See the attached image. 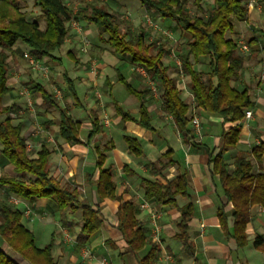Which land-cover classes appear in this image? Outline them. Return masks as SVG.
<instances>
[{
    "label": "trees",
    "instance_id": "1",
    "mask_svg": "<svg viewBox=\"0 0 264 264\" xmlns=\"http://www.w3.org/2000/svg\"><path fill=\"white\" fill-rule=\"evenodd\" d=\"M20 0H0V143L1 154L14 165V169L22 176L0 175V187L15 193L27 200L47 198L56 203L60 211L69 208L71 213L82 212L83 225L79 235L83 245L104 224L100 206L87 199H80L76 187L63 184L50 173L49 156L51 149L43 144L37 156L28 150L27 137L23 132V121L14 123L13 114L18 115L15 105H2V98L12 88L7 84L10 77L11 64L9 57L15 51L18 42L29 47V51L42 61L43 58L55 59L69 34L67 23L75 17L96 26L100 39L108 43L113 54L127 57L132 66L142 68L148 80L159 81L162 87L163 102L161 109L173 119L178 131L182 133L192 146H197L193 117L189 115L190 105L183 99L181 89L175 77L170 75V67L164 63L168 49L163 43L148 41L145 29L132 38L129 31L122 28V23L105 3H91L88 8L75 13L66 6L63 0H35L40 8L45 27L28 19V14L19 6ZM250 0H213L211 5L204 6L202 0H194L195 11L190 10L189 0H140L142 6L158 14L162 18L174 21L187 32L190 38L185 42L186 52L180 54L182 72L190 77L189 87L196 107L221 118L223 126L222 142L209 152L212 174L218 175L223 188L224 199L217 211L220 226L232 237L237 248L248 244V225L253 220L254 206L264 208V140L255 144L250 155L238 153L233 161L234 169L229 171V163L225 153L237 145L242 135L241 121L245 110L257 108L252 99L251 87L245 85L239 89L234 81L246 65V57L239 53V44L227 36L234 28V21L249 22ZM263 10H264V0ZM106 35V37H105ZM252 57H260L264 63V31L253 33L246 43ZM75 64L79 59L68 51ZM204 57L209 58L207 78L195 67ZM60 62V58H57ZM119 81L127 91L140 102L139 116L125 110L117 100L112 101L115 112L125 121L133 120L142 126L154 130L152 114L148 107V96L151 89L147 86L136 88L118 72ZM65 80L74 98L75 104L82 107L74 82L67 73ZM31 90L43 99L45 107L41 114L47 115L50 108L59 111V134L71 144L81 143L80 130L82 122L74 119L68 110L60 104L55 93L41 83L30 79ZM6 116L2 118V115ZM54 120L46 121L49 128ZM92 129L87 137L92 140L102 131L99 119L95 117ZM128 148L136 156L144 154L139 139L124 135ZM114 147L112 140L102 146H95L96 168L98 177L94 182L99 199L116 198V183L110 169H105L106 152ZM172 151L164 153L157 160L150 162V171L154 175H163L164 171L179 163L172 157ZM124 170L134 171L125 166ZM25 174H30L29 179ZM91 176V175H89ZM190 174L186 169L179 170L173 179L162 181L159 178L142 177L145 197L157 204L177 207L181 219L177 223V237L193 254V243L187 233L189 221L194 214V205L189 191ZM188 198V202L179 206L177 196ZM229 205H232L230 208ZM137 204L133 200L120 203L117 215V229L122 233L131 252L137 253L149 244L144 223L137 217ZM22 211L11 203L4 202L0 206V264H58L52 254L53 243L43 248L35 245V234L22 223ZM254 247L264 251V235H257ZM158 253V246L153 245L141 259L142 264H152ZM16 254V255H15Z\"/></svg>",
    "mask_w": 264,
    "mask_h": 264
},
{
    "label": "crops",
    "instance_id": "2",
    "mask_svg": "<svg viewBox=\"0 0 264 264\" xmlns=\"http://www.w3.org/2000/svg\"><path fill=\"white\" fill-rule=\"evenodd\" d=\"M74 32L76 33L71 37L69 36L65 42L69 51L79 59V64H75L73 60V63L70 62V70H67L65 68L66 56L71 58L67 53L64 58H60V62L58 61L61 70L56 69L55 72L51 73V77L45 76L43 81L37 80V82L54 92L52 87L46 83L48 80L52 81V77L57 83L62 81L67 84L65 80V73H67L69 78L73 80L82 107L80 108L75 104L68 86L64 92L66 103L60 101V104L68 110L74 119L82 122L80 130L82 142L71 144L62 138L58 126L60 114H55L56 111L59 112L55 108H50L47 115L41 114L45 108L41 109L42 111L38 115L33 114L34 116L31 117L17 118V115L13 114L14 123L19 120L23 121V132L27 141L30 142L29 151L33 156H37L44 143L50 147L52 151L49 156L50 173L63 184L76 187L80 199H87L99 205L104 224L89 237L85 244L81 245L79 240L83 225L81 210L77 211L80 212L82 219L79 229H66L67 227L61 229L64 222L66 226L72 224L70 216L74 213L69 214L70 211H67V208L62 212L47 198L27 200L15 193L8 192L6 187H0V192L9 197L7 203H16L15 207L22 211V223L35 234V245L43 248L52 242V254L58 264H142L141 259L146 256L153 245L158 246V253L152 264H264V251L256 249L253 244L257 235H264V208L253 207V220L247 229L249 241L246 246L241 248H237L232 237L222 229L217 215L224 194L219 176L212 174L209 152L220 146L222 132L229 124L223 126L219 116L209 114L196 106L190 108L189 115L198 118L201 125L198 132L192 122L195 133L194 140L199 144L192 146L186 137L178 131L174 121L172 122L175 131L167 124L168 115L164 116L165 112L154 111L150 96L147 97L148 107L152 114L154 130L148 129L133 120H123L115 112L112 101L117 100L123 107L116 94V89L127 100H131L127 95L131 94L126 88L127 93L118 85L120 82L118 72L120 71L136 88H140L142 81L129 73L132 70V64L127 57L122 60L119 55L110 51L108 43L100 39L95 25L85 22L82 30L75 29ZM84 41L97 45L102 44L98 49L95 48L94 53L87 55L86 51H76L83 46ZM16 47L30 50L22 42H18ZM93 56L96 58L89 63ZM96 61L99 63L93 65ZM109 67L115 70L116 76L110 75L111 69ZM24 78V75L20 71H16V68L10 69L7 84L12 90L3 97L6 102L2 105L6 106L15 102L17 105H21L23 100H18L15 96ZM190 96L194 100L191 92ZM251 96L257 104V108L253 110L254 116L241 121L243 127L241 138L235 147L230 148L225 153L230 172L234 169L235 156L241 152L247 154V144L250 141L253 142L254 137H257L256 144L260 142L259 137L264 138L258 131L250 127L252 122H258L261 117H264V95L258 96L253 93ZM36 102L43 106V99L40 96L36 97ZM131 102L130 108H123L138 117L140 102L138 101V104L135 101ZM2 116L6 115L3 114ZM95 117L99 119L102 131L94 139L88 140L87 137ZM169 117L171 118L170 115ZM49 119L54 120V123L47 128L45 123ZM39 123L43 124V127ZM124 135H131L139 139L144 154L136 156L131 152L123 138ZM117 139H121V141L118 142ZM110 140L113 141L114 147L106 152L107 157L103 167L112 171L113 180L116 183V198L99 199L94 184L98 177L94 148L95 146H102ZM122 141L125 144L121 143ZM2 148L0 143V175L22 176L15 171L14 165L1 154ZM169 150L172 151L171 157L179 163L180 169L174 165L167 168L163 175L152 174L149 163L157 160ZM126 165L134 172H126L124 170ZM146 165H148L147 170L150 175L142 172ZM262 167L264 172V157ZM182 169H186L190 174L189 191L194 205V214L189 221L187 233L193 243V254H190L186 245L177 237L179 232L177 223L181 219L180 210L177 207L157 204L155 201L147 199L145 189L142 186V177L159 178L165 182L166 179H173ZM119 176L120 179L118 180ZM24 177L29 179L31 175L25 174ZM90 196L91 198H89ZM124 200H133L137 204V217L144 223L149 238V244L137 253L129 250L124 236L116 227L118 222L117 210ZM177 201L179 206H183L188 202V198L179 195ZM229 207L231 208L232 205ZM57 220H61V223L58 224ZM148 220H151L150 224L146 223ZM156 226L158 229H155Z\"/></svg>",
    "mask_w": 264,
    "mask_h": 264
},
{
    "label": "rangeland",
    "instance_id": "3",
    "mask_svg": "<svg viewBox=\"0 0 264 264\" xmlns=\"http://www.w3.org/2000/svg\"><path fill=\"white\" fill-rule=\"evenodd\" d=\"M140 0H63L64 4L68 6L69 8H72L73 11L77 14L80 11H82L85 8H88V6L91 3H105L110 11L116 14V16L119 18V20L122 23V28L127 31H129V38L134 37L139 31L140 28L143 27L145 29L146 38L148 41H157L158 43H163L169 50L167 55L164 58V63L170 67V75L175 77L177 80V85L181 89L182 97L183 99L190 105V108H194L196 106L193 98L190 96V77L183 74L182 72V64L180 59V54L186 52L185 49V42L190 38L189 34L184 31V29L177 25L174 21L162 18L158 14H155L151 10L146 9L144 6H142L139 2ZM202 3L204 6L211 5L213 3V0H202ZM248 3H252L250 12V21L249 22H242L235 20L234 21V28L232 31L227 32V36L229 38H233L238 44H239V53L246 57V65L244 69L240 72L238 78L234 81V84L239 88L243 89L245 85H249L251 87V95L253 93L258 96L264 95V63L261 62L260 57H252L250 55V50L244 51L240 47L243 44L247 43V40L252 36L253 33L260 34V31H264V10H263V2L262 0H250ZM190 10L192 12L195 11V4L194 0H189ZM19 6L21 7L22 11L27 12L28 19L34 20L39 23L40 28L45 27V22L41 14V10L39 7L35 5V0H20ZM69 27V34L68 37L73 36L75 29L76 30H82L83 26L85 25V22L83 19L78 18L76 15L73 17L68 23ZM67 37V38H68ZM82 47L76 49V51H86L87 55H91L95 52V48H99L102 44H95L89 41H84ZM105 44V43H104ZM18 47V46H17ZM15 48V51L11 53V56L9 57V61L11 64L12 70L16 68V71H20L22 75H24V80L21 82L20 88L17 90V95L15 98L21 99L22 103L21 105H17L15 102V109L18 111V115H21L22 117H31L33 114L38 115L41 113V109L45 108L44 106L38 105L36 102L37 95L34 94V92L31 90V86L29 84L30 77L32 79H36V81H43L45 76L51 77V73L55 72L56 69L61 70L60 64L57 60V58H64L68 51L69 47L66 45V42L60 52L57 53L59 57L56 56L55 59L50 58H43L42 61L44 65L48 68L47 73L39 74L34 72L33 68L29 65V62L27 61L24 53L29 50H23L20 48ZM104 47V46H102ZM108 47V46H107ZM106 47V48H107ZM20 49V50H19ZM75 49V48H74ZM94 57V56H93ZM91 58L89 60V63L96 58ZM109 58V57H108ZM115 58V57H114ZM110 59V58H109ZM108 59V60H109ZM120 59L125 60L126 57L120 56ZM73 63V60L66 56V64L65 68L67 70H70L71 64ZM99 61H96L93 63V65H97ZM209 58L204 57L201 59L200 62L195 63V67L200 70L203 74L204 79L207 78V73L209 70L208 67ZM55 67V68H54ZM132 70L129 71V73L134 76V78H139L142 83L140 84V87L147 86L151 89L150 96V102H152L154 106V111L161 113V106L163 102L162 97V87L157 80H148L145 71H142L141 68H136L134 66H131ZM110 75L116 76L115 70H112V67H109ZM49 84L50 87H52L55 95H57V98L59 101H64L66 103V99L64 97V92L67 89V84L63 83L62 81L57 83L53 80H48L46 82ZM118 85L121 89L126 91L125 87L118 82ZM22 88V90H21ZM22 92V93H20ZM253 92V93H252ZM127 93V91H126ZM116 94L118 98L120 99L122 105L124 108H130L131 101H135L136 104H138V100L133 97L132 95H128L129 99L123 98L121 96V93L118 89H116ZM7 98V97H6ZM5 98L2 99V103H5ZM11 105V104H10ZM22 111V112H20ZM55 114L59 115V112H55ZM164 116L168 114H163ZM34 116V115H33ZM5 116H2L4 118ZM169 126L171 129L175 131V126L173 124V120L167 116ZM40 124V123H39ZM43 127V124H40ZM253 130L258 131L262 137L264 136V117H261L258 122H252L250 126ZM39 128V127H38ZM256 133V132H255ZM258 136V135H257ZM257 138V137H256ZM256 138L254 137L253 142L250 141L249 144H247V154L250 155V150L254 144H256ZM264 138L259 137V141H261ZM118 142L121 141V139H117ZM121 143H124L122 141ZM125 144V143H124ZM148 165L143 167L142 172L146 175H150V172L147 170ZM120 179V176L118 177V180ZM90 195V193H88ZM9 197L5 195L4 193L0 192V206L4 202H8ZM91 198V196L89 197ZM53 205H56L55 202H51ZM12 204V203H11ZM13 206L16 205V203L12 204ZM57 207V205H56ZM67 211H69V208H67ZM69 214H72L68 212ZM81 215L80 212L74 213L70 216V222L72 223L69 226H66L65 222L63 223L61 229H79L81 226ZM61 220H57V223L59 224ZM56 223V226H57ZM61 223V222H60ZM69 223V222H68ZM147 224L151 223V220L146 221ZM148 229V228H147ZM155 229H158V226H156Z\"/></svg>",
    "mask_w": 264,
    "mask_h": 264
},
{
    "label": "built area",
    "instance_id": "4",
    "mask_svg": "<svg viewBox=\"0 0 264 264\" xmlns=\"http://www.w3.org/2000/svg\"><path fill=\"white\" fill-rule=\"evenodd\" d=\"M251 6H252V3H248L249 10L251 9L250 8ZM240 48L244 51L249 50V47L247 44L241 45ZM24 55H25L27 61L29 62V65L33 68V70H35V72L43 74V73H46L48 71V68L44 65L43 61H41L36 56H34L30 51H26L24 53ZM141 70L144 71L142 68H141ZM263 78H264V75H263ZM253 116H254V114H253L252 109H246L245 110L244 120H248V119L252 118ZM192 122H193V125H194L196 131L199 132L200 127H201L200 120L196 117H193ZM27 146H28V150H29L30 142H28V141H27Z\"/></svg>",
    "mask_w": 264,
    "mask_h": 264
}]
</instances>
